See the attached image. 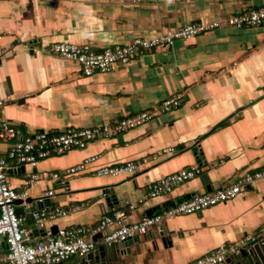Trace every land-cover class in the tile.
I'll return each instance as SVG.
<instances>
[{"label":"crops","instance_id":"obj_1","mask_svg":"<svg viewBox=\"0 0 264 264\" xmlns=\"http://www.w3.org/2000/svg\"><path fill=\"white\" fill-rule=\"evenodd\" d=\"M262 6L264 0H0V120L20 133L112 124L152 110L166 97L182 95L177 109L138 128L39 162L37 173L61 174L88 157H98L69 180L68 192L54 182L32 184L25 202L29 211L58 206L69 213L38 229L18 202L16 212L24 217L29 242L60 228L93 226L112 209L127 212V203L142 197L150 183L184 168L196 166L200 173L168 194L146 199L127 212L126 222L161 214L182 199L264 170V29L222 23ZM213 21L222 25L91 77L46 52L50 44L60 42L101 50L186 23ZM165 148L174 153L149 161L135 174H92L99 166L140 162ZM30 171L27 166L7 171L17 192ZM50 187L54 196L39 206L35 199ZM263 230L264 179L233 200L151 228L126 250L104 247L101 235H94L92 252L61 264H190L244 235L262 236V244L250 245L246 257H230L227 264H264ZM5 252L0 242V257Z\"/></svg>","mask_w":264,"mask_h":264},{"label":"built area","instance_id":"obj_2","mask_svg":"<svg viewBox=\"0 0 264 264\" xmlns=\"http://www.w3.org/2000/svg\"><path fill=\"white\" fill-rule=\"evenodd\" d=\"M222 23L233 28L264 29V6L227 17ZM222 23L220 21L190 22L177 29H167L154 37H134L126 45H113L101 50H95L89 44L52 43L46 52L76 64L83 77H91L98 73L116 71L148 51L169 48L177 40L191 39L220 27ZM181 100L182 95L176 94L166 97L152 110L141 111L112 124L104 123L91 128H66L58 133L31 131L22 134L7 121L0 120V242L6 248L5 254L0 257V264H61L74 256L83 257L95 249V243L91 240L94 235H101L100 243L104 247L120 245L144 236L151 228L160 226L169 219L198 214L233 200L242 195L248 187L264 179V170L236 176L231 182L208 193L180 200L161 214L143 216L133 223L126 222L127 212L134 211L146 199L168 194L200 173L199 167L196 166L184 168L150 183L142 197L135 203H127V212L112 209L93 226L60 228L53 234L47 232L38 241L29 242L30 231L25 228L24 217L16 212L18 202H21L23 208L28 211L38 229H43L48 222L69 213L58 206H44L29 211L30 208L25 202L32 184L40 180L46 183L54 182L62 192H68L69 180L85 172L88 167L95 164L98 157H88L75 166L63 170L61 174L46 171L37 173L35 169L39 162L49 157L62 156L71 150L84 149L89 143L98 139H110L138 128L177 109ZM3 103L4 101L0 100V108ZM173 153L172 148L161 149L149 158L141 159L140 162L127 161L115 166H99L92 174L97 177L135 174L149 161L156 162ZM19 166H27L31 171L26 174L22 182L23 189L17 192L8 181L7 171ZM54 191L52 187L46 189L42 196L35 199V202L39 206L43 205L46 199L54 196ZM262 241V236L244 235L233 243L216 247L190 264H227L230 257L239 254L245 247L260 244Z\"/></svg>","mask_w":264,"mask_h":264},{"label":"water","instance_id":"obj_3","mask_svg":"<svg viewBox=\"0 0 264 264\" xmlns=\"http://www.w3.org/2000/svg\"><path fill=\"white\" fill-rule=\"evenodd\" d=\"M134 241V239L133 240H128V241H126L125 243H123V244H120V245H115V246H112V247H115V249H118V247L119 248H123V249H125L126 250V248L130 245V243H132ZM260 244H262V243H260ZM247 247H249V246H247ZM247 247H245L244 249H242L240 252H239V254H237V255H235V256H232V257H238L239 255H243V257H246L248 254H247V252L245 251V249L247 248ZM114 251V253H115V250H113ZM113 253V252H112ZM243 253V254H242ZM94 255L96 256V253H94ZM95 260H96V258H95ZM229 260V259H228ZM103 262V261H102ZM102 262H99L98 260H96L95 262H94V264H105V263H102ZM228 262V261H227Z\"/></svg>","mask_w":264,"mask_h":264},{"label":"trees","instance_id":"obj_4","mask_svg":"<svg viewBox=\"0 0 264 264\" xmlns=\"http://www.w3.org/2000/svg\"><path fill=\"white\" fill-rule=\"evenodd\" d=\"M223 125H225V124H222V125H220V126H223Z\"/></svg>","mask_w":264,"mask_h":264}]
</instances>
